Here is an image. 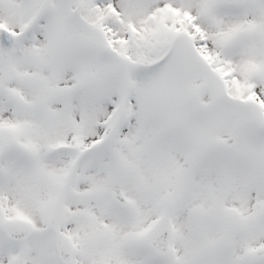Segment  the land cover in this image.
Here are the masks:
<instances>
[{
  "label": "snow or ice",
  "instance_id": "6c2138e0",
  "mask_svg": "<svg viewBox=\"0 0 264 264\" xmlns=\"http://www.w3.org/2000/svg\"><path fill=\"white\" fill-rule=\"evenodd\" d=\"M0 264H264V0H0Z\"/></svg>",
  "mask_w": 264,
  "mask_h": 264
}]
</instances>
